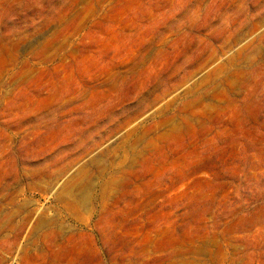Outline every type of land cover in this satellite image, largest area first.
Listing matches in <instances>:
<instances>
[{"label":"rangeland","instance_id":"obj_1","mask_svg":"<svg viewBox=\"0 0 264 264\" xmlns=\"http://www.w3.org/2000/svg\"><path fill=\"white\" fill-rule=\"evenodd\" d=\"M0 264H264V0H0Z\"/></svg>","mask_w":264,"mask_h":264}]
</instances>
